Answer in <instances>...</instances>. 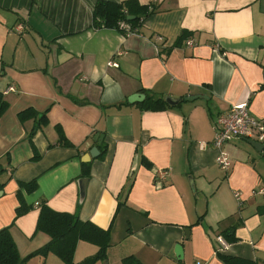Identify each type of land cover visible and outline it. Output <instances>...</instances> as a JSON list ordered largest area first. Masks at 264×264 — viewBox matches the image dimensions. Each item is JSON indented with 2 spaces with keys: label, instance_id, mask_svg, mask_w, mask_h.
<instances>
[{
  "label": "crops",
  "instance_id": "crops-1",
  "mask_svg": "<svg viewBox=\"0 0 264 264\" xmlns=\"http://www.w3.org/2000/svg\"><path fill=\"white\" fill-rule=\"evenodd\" d=\"M97 1L0 0V91L10 104L0 118V229L10 226L28 256L50 240L37 230L47 204L109 229L108 264L130 255L142 264H226L216 236L233 228L225 254L264 264V194L256 193L264 151L231 141L225 172L212 143L218 115L234 104L250 100L264 120V0H138L159 10L130 36L94 25ZM184 31L196 46L175 45ZM135 93L145 99L130 102ZM148 94L181 101L148 110ZM27 108L49 122L32 141L35 121L18 116ZM60 128L72 145L60 142ZM34 179V191L22 190L31 207L17 215L19 182ZM98 249L80 240L75 262ZM24 264L65 262L50 252Z\"/></svg>",
  "mask_w": 264,
  "mask_h": 264
},
{
  "label": "trees",
  "instance_id": "trees-1",
  "mask_svg": "<svg viewBox=\"0 0 264 264\" xmlns=\"http://www.w3.org/2000/svg\"><path fill=\"white\" fill-rule=\"evenodd\" d=\"M159 10L157 4H141L138 0H123V1H110L98 0L94 6V25L96 27L115 28L121 31L119 23L126 21L130 23L132 29L141 27L144 19ZM136 16L134 20H129L128 16ZM191 32L184 31L177 38L175 45H180L191 36ZM9 101L5 98L4 93L0 91V118L9 107ZM168 103L165 98L154 97L148 94L146 100L142 103L143 108L148 110H162L167 107ZM19 119L22 122L33 119L35 125L30 131L29 138L32 141L36 131L48 122L47 112H38L33 108H27L19 112ZM59 140L64 145H72L65 137L60 128ZM102 154L106 153L104 143L98 144ZM142 161L145 165H150L147 158L143 157ZM0 163V174L4 168ZM83 174H88L89 166L84 163ZM20 188L18 197L20 205L17 208V215L24 213L31 207L28 205L22 195V190L32 192L37 188V180L34 179L30 182H19ZM1 188L4 184L0 183ZM200 221V219H199ZM37 230L47 233L50 240L44 246L35 250L26 257H22L19 253L17 244L13 238L11 227L7 226L0 229V264H24L30 258L42 255L46 256L50 252L55 253L61 258L65 264H95L98 261L107 259V249L112 245L111 233L109 229H103L91 221L83 220L76 214L68 212H59L50 208L47 204H42L40 214L37 222ZM230 242L237 240L235 229H227L221 234ZM80 240L96 244L98 251L90 256H87L80 262H75L74 255L77 244ZM219 257L226 264H254L250 260L235 257L225 253L217 252ZM124 264H142L135 256H127L123 259Z\"/></svg>",
  "mask_w": 264,
  "mask_h": 264
},
{
  "label": "built area",
  "instance_id": "built-area-1",
  "mask_svg": "<svg viewBox=\"0 0 264 264\" xmlns=\"http://www.w3.org/2000/svg\"><path fill=\"white\" fill-rule=\"evenodd\" d=\"M23 30V26L19 25ZM121 32L130 36L136 33V29H132L130 23L121 21L119 23ZM157 39L165 43L164 37L159 35ZM185 45L194 47L197 45V40L193 37H188L185 40ZM158 49V48H157ZM109 65H117L114 62H109ZM16 91L15 86H11L7 92ZM215 134L212 141L217 149L216 162L218 166L228 172L232 167V158L226 149L228 143L235 139H251L264 143V120L257 118L250 109V100L232 105L227 111L218 115L214 126ZM166 171H161L165 174ZM256 193L264 194V186L259 187ZM235 197L241 200V193L235 192ZM217 252L225 253L229 249V243L222 235L216 236ZM194 264H207L203 260H197Z\"/></svg>",
  "mask_w": 264,
  "mask_h": 264
},
{
  "label": "water",
  "instance_id": "water-1",
  "mask_svg": "<svg viewBox=\"0 0 264 264\" xmlns=\"http://www.w3.org/2000/svg\"><path fill=\"white\" fill-rule=\"evenodd\" d=\"M136 18V16H133V15H130L128 16V19L129 20H134ZM195 97H197L196 95H190V96H187L186 99L188 100H192L194 99ZM145 99V95L142 94V93H135L133 95H131L129 97V101L130 102H134V101H143ZM166 102L170 105H177L180 101H181V98H173V97H166L165 98ZM103 134H97L95 136V140L100 143L101 140L103 139ZM248 142L253 145L257 150L259 151H264V143H260L258 141H255V140H251L249 139ZM99 154V148L98 147H93L88 155V158L89 157H95L96 155ZM88 181V178H83L81 180V194L83 196L84 194V191H85V186H86V183ZM176 255L177 257H183V247L181 245H177L176 247ZM105 264H108L107 261H105Z\"/></svg>",
  "mask_w": 264,
  "mask_h": 264
},
{
  "label": "rangeland",
  "instance_id": "rangeland-1",
  "mask_svg": "<svg viewBox=\"0 0 264 264\" xmlns=\"http://www.w3.org/2000/svg\"><path fill=\"white\" fill-rule=\"evenodd\" d=\"M106 261V260H105ZM103 264H105V262L103 261Z\"/></svg>",
  "mask_w": 264,
  "mask_h": 264
}]
</instances>
